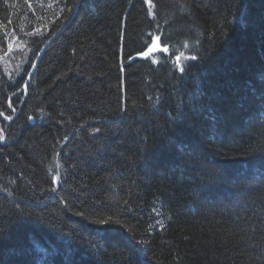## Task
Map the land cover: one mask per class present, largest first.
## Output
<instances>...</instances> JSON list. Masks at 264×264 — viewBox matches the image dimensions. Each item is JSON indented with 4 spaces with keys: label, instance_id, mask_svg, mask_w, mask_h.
I'll list each match as a JSON object with an SVG mask.
<instances>
[{
    "label": "trees",
    "instance_id": "trees-1",
    "mask_svg": "<svg viewBox=\"0 0 264 264\" xmlns=\"http://www.w3.org/2000/svg\"><path fill=\"white\" fill-rule=\"evenodd\" d=\"M0 113V264H264V0H0Z\"/></svg>",
    "mask_w": 264,
    "mask_h": 264
},
{
    "label": "snow or ice",
    "instance_id": "snow-or-ice-1",
    "mask_svg": "<svg viewBox=\"0 0 264 264\" xmlns=\"http://www.w3.org/2000/svg\"><path fill=\"white\" fill-rule=\"evenodd\" d=\"M152 51H153V49L152 48H149L147 52H144L143 53V55L144 56H148L149 55V52H152ZM165 51H167V49H165ZM177 59H179V57H177ZM191 59L195 60L196 57H191ZM179 70H180V72H183L184 71V67L181 66ZM0 114H2V113H0ZM8 118L10 119V117H8ZM96 131H99V129H96ZM0 138H2V137H0ZM103 230L104 231H116V229H112L111 226H109V228L103 229Z\"/></svg>",
    "mask_w": 264,
    "mask_h": 264
},
{
    "label": "water",
    "instance_id": "water-1",
    "mask_svg": "<svg viewBox=\"0 0 264 264\" xmlns=\"http://www.w3.org/2000/svg\"><path fill=\"white\" fill-rule=\"evenodd\" d=\"M69 21H70V20H69ZM69 21H68V22H69ZM51 40H52V39H51ZM51 40H50V41H51ZM50 41H49V42H50ZM49 42L47 43V45L49 44ZM155 47H156L155 45H152L150 48H155ZM147 51H148V50H147ZM147 51H146V52H147ZM40 54H41V53H40ZM40 54H39V56H40ZM138 57L142 58V57H144V55L142 54V55H140V56H138Z\"/></svg>",
    "mask_w": 264,
    "mask_h": 264
}]
</instances>
